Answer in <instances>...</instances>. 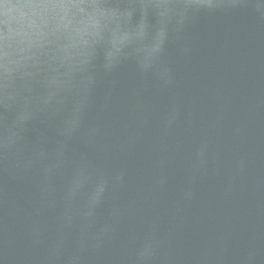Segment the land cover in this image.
<instances>
[{"label": "water", "instance_id": "obj_1", "mask_svg": "<svg viewBox=\"0 0 264 264\" xmlns=\"http://www.w3.org/2000/svg\"><path fill=\"white\" fill-rule=\"evenodd\" d=\"M0 264H264V0H0Z\"/></svg>", "mask_w": 264, "mask_h": 264}]
</instances>
